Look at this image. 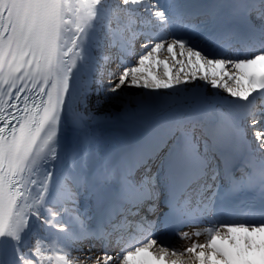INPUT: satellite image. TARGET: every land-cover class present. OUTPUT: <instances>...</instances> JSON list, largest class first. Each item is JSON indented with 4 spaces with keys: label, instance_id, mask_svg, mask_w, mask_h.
<instances>
[{
    "label": "snow or ice",
    "instance_id": "6c2138e0",
    "mask_svg": "<svg viewBox=\"0 0 264 264\" xmlns=\"http://www.w3.org/2000/svg\"><path fill=\"white\" fill-rule=\"evenodd\" d=\"M53 262L264 264V0H0V264Z\"/></svg>",
    "mask_w": 264,
    "mask_h": 264
},
{
    "label": "bare ground",
    "instance_id": "6f19581e",
    "mask_svg": "<svg viewBox=\"0 0 264 264\" xmlns=\"http://www.w3.org/2000/svg\"><path fill=\"white\" fill-rule=\"evenodd\" d=\"M205 226H207V225H205V224H201V227H205ZM185 231H189V232H191L192 229H191V228H187V229H185ZM200 239H203V237H201ZM172 240H173L175 243H177V244H184V243H187L186 241H182V240H180L179 237L176 236V235H172Z\"/></svg>",
    "mask_w": 264,
    "mask_h": 264
},
{
    "label": "rangeland",
    "instance_id": "374dc122",
    "mask_svg": "<svg viewBox=\"0 0 264 264\" xmlns=\"http://www.w3.org/2000/svg\"><path fill=\"white\" fill-rule=\"evenodd\" d=\"M59 253H57V255H58ZM53 264H55V262H53Z\"/></svg>",
    "mask_w": 264,
    "mask_h": 264
}]
</instances>
